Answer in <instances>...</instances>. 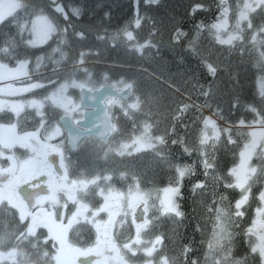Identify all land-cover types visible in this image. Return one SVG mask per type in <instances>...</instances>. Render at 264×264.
<instances>
[{"label": "snow or ice", "instance_id": "1", "mask_svg": "<svg viewBox=\"0 0 264 264\" xmlns=\"http://www.w3.org/2000/svg\"><path fill=\"white\" fill-rule=\"evenodd\" d=\"M145 2L158 4L160 0ZM50 7L64 19L65 27H58L42 6L29 4L27 0H0V26L14 27L20 40L33 49L49 45L54 38L56 43L50 53L35 58L32 70L29 68L30 59H17L15 50L19 45L15 37L9 36L4 46L0 47V54L15 60L14 65L0 60V84L4 85L0 86V97H23L0 99V114H11L16 118L14 122H0V264H178L177 258L157 257L163 242L162 235H156L154 240L142 238L152 219L170 216L183 220L185 216L177 201L183 199V181L195 174L196 163L173 162L169 145H179L183 154L188 156L195 153L205 177L212 181V204L207 206V210L214 220L202 264H249L247 255L242 258L233 255V240L237 233L232 229L245 215L242 209L249 202L252 186L257 183L264 185V76L259 78L258 103L254 101L243 105L254 115V119L247 125L243 118L238 121L240 127L247 126L252 130L245 133L237 128L236 134L243 144L238 163L228 169L230 180L215 171L210 172L214 168V153L222 134H227L228 143H237L232 137L231 127L221 128L217 123L218 118L227 124L228 117L219 104L214 111L216 118L195 114L205 107H212L209 101L216 96L215 82L205 87L196 81L194 89L197 96L206 99L200 104L186 102L179 100L177 94L187 95L191 101V92L185 94L179 85L171 79H164L157 71L136 66L146 79L158 81L171 90V102L176 104L172 124L162 134H153V125L145 120L138 134H133L128 140L120 139L113 147L110 141L115 142L118 136H122V129L117 123L119 117L114 109L129 120L133 113L141 111L142 100L135 93L136 81L121 78L110 82L106 72L101 79L94 78L93 73L83 67L87 55L84 52L79 54L77 61H72V72L62 73L63 64L69 60V54L62 47L69 43L68 29L71 28L74 37L81 40L85 37L69 17L70 12L72 17L80 19L82 8L70 5L66 10L58 0H51ZM133 7L134 19L111 35L113 46L119 41L130 53H138L141 58L145 57L147 50L149 59L153 58L152 50L155 49V56L158 57L165 42L162 38L158 43L154 40L160 35L155 21L147 13L141 16L140 0H134ZM219 9L217 21L208 26L216 42L228 46L230 50L239 47L243 53L246 29L251 30L252 50L257 52L255 66L264 71V38L260 37L264 33V0H237L232 25L229 23L232 9L228 0H219ZM205 10V5L195 4L191 6L190 15ZM252 14L258 17V24L253 23ZM104 18L110 19V13L105 12ZM145 21L151 23V30L148 38L140 42L130 29L133 25L135 29H140ZM203 28V22L196 25L197 33L188 40L185 51L200 56L208 74L215 77L217 66L206 62V55L211 53L205 54L196 47L199 31ZM26 32L30 37L28 39H25ZM187 35L177 25L172 42L166 46L174 50L181 38ZM97 38L105 39L103 36ZM237 42L241 43L237 45ZM46 62L53 66L51 75L33 81L32 72L39 73ZM179 62H183V57ZM77 73H83V77H78ZM73 90H78V98L72 94ZM26 94L32 96L29 98ZM161 98L162 94L153 96L149 93L148 102L159 105ZM238 103L239 97H235L233 107ZM29 109L40 117L38 126L32 131L21 130V116ZM192 110H195L193 119L201 121L203 127L199 131L198 142L189 147L183 137L177 136L176 125L179 123L187 128L183 120ZM148 114H151V109ZM29 118L28 114L23 117L25 121ZM85 141L96 142L94 148L103 152L101 159L105 162L112 153L119 158H135V154L150 151L157 164L174 168L175 175L162 189L144 190L139 177L132 174L126 191L114 187L111 172L97 173L92 177L82 172L79 177L71 178L73 161L65 153L75 152ZM18 149L23 152L18 153ZM254 158L258 162L255 165ZM118 179L128 181L129 174L120 172ZM222 179L224 189L240 192V197L235 200L234 213L223 206L222 202L228 199L226 193L219 194L217 200V189ZM208 187L205 181H197L190 190L195 195L198 189L206 192ZM97 196L102 202L91 205L89 201ZM258 200L255 218L247 227L245 236L254 264L257 260L258 264H264V187L259 191ZM150 210H154L153 217L148 216ZM138 211L142 218L138 216ZM87 225L94 229V242L78 246L69 234L74 231L76 236H80ZM126 225L134 227V237L123 230ZM192 251L191 246L184 247L183 264H201L198 258L187 259Z\"/></svg>", "mask_w": 264, "mask_h": 264}, {"label": "trees", "instance_id": "2", "mask_svg": "<svg viewBox=\"0 0 264 264\" xmlns=\"http://www.w3.org/2000/svg\"><path fill=\"white\" fill-rule=\"evenodd\" d=\"M27 2L35 4L37 7H43L44 5V0H27ZM133 4L134 0H65L66 6L71 5L82 8L83 24L80 31L84 32L86 38L88 36L94 37V41H80V45L90 54L91 71L95 77H101L106 72L112 82L123 78L130 81L135 80L137 84L135 93L142 100V113H140L141 115L136 112L133 113L132 119L129 120L118 109H114L119 117L117 123L119 128L122 129V136H118L115 142L110 141L113 147L118 144L120 139L128 140L133 134H138L142 129V122L145 120L153 125V134H162L165 128L170 127L172 124V113L175 111L176 104L171 102V90L166 85L161 86L158 81L146 79L144 73L137 71L136 66L139 65L157 71L164 79H171L174 84L182 88L185 94L191 92V101L183 97L188 98L187 95L177 94L179 100L186 102L200 104L204 103L206 99L203 96H197V90L194 89L196 81H199L205 87L215 82L216 96L209 101L213 107H205L200 113H195V110L187 113L183 120V123L188 125L187 128L181 127L179 123L176 125L177 136L183 137L189 147L198 142L199 131L203 127L201 121L193 119L194 113L205 117L204 111L214 112L216 105L222 103L221 110L228 117L227 123L238 125L240 118L250 120V116L246 118V114L250 112H245L243 105L254 102V98L258 99V81L260 77L264 76V71L255 66L257 52L252 50L251 41H246L245 49L241 53L239 47L230 50L226 45H219L214 35L209 32L208 26L216 22L219 16V0H160L158 4L153 5L147 4L145 0H140L141 16L147 13L148 16L153 18L159 30L160 35L154 37V40L158 43L162 38L165 42V46H162L158 57L155 56V50H152L153 58L151 59L148 58V51L145 52V57L139 58L137 53H130L119 41L113 46L110 39V35L117 29L126 26L128 20L134 18ZM195 4H203L207 10L197 11L194 15H190L191 6ZM105 12L110 13V19L104 18ZM201 22L204 23L205 28L199 31L196 47L205 54L211 53L206 56H211L212 63L217 64L215 77L208 74L200 56L185 51L188 40L197 33L196 25ZM253 23H259L256 14H253ZM177 25L188 35L182 37L181 42L172 50L166 45L172 42L174 29ZM150 30L151 23L148 21L143 22L142 27L136 31L137 40L145 41ZM261 35L264 38V33ZM9 36L15 37L19 45L15 50L17 59L28 58L31 60L30 70L34 69L35 58L38 55H47L51 51V45L36 49L28 47L16 35V29L10 25L0 26V47L4 46ZM98 36H103L105 39H98ZM248 37L250 39V36ZM28 38L30 37L26 32L25 39ZM240 43L237 42V45ZM80 45H76L75 48H80ZM209 45L219 46V48L212 51L208 47ZM73 51L77 53L76 49H73ZM181 57H183L182 63L179 62ZM0 59L10 65L15 63V60L6 58L3 54H0ZM206 62L209 61L206 60ZM128 65L132 67H128ZM52 67L50 62H46L39 73L33 71L32 75L51 71ZM149 93L153 96H161L162 94L159 105L148 102ZM235 97H239L236 109L232 105ZM149 109H151V114H148ZM220 121L221 119L217 118V123ZM222 121L226 123L225 120ZM170 139L171 137H169ZM225 139L226 135H222V142L220 141L222 144L215 151L214 168L210 172L215 171L224 179L230 180L231 178L227 176V172L234 164L238 163L240 149L238 142L230 144ZM95 143V141L85 142L79 151L72 156L73 167L70 171L74 177H79L82 172L89 176L95 170H100L105 174L111 172L114 176L112 181L114 187L126 191L128 183L131 182L132 174L139 177L141 187L148 190L162 189L168 184L170 177L175 175L174 168L157 164L150 151L135 154V158H119L112 153L109 155L108 161L105 162L101 159L103 152L95 150ZM168 151L173 162L180 164L196 163V171L194 175L186 177L183 181V199L177 201L180 204L181 211L185 213L183 220L164 217L154 224L157 233L162 235L163 238L161 255H166L170 260L177 258L178 264H183V249L185 246H191L193 251L188 254L187 259L191 261L198 258L202 264L204 253L207 251V242L211 238V227L214 220L212 213L207 210V206L212 204V181L210 178L205 177L204 170L198 162L199 158L195 153L192 156L185 155L179 145H169ZM120 172H127L129 180H119L118 174ZM197 181H205L209 187L206 192H201L198 189L194 195L190 189L193 183ZM223 182L222 179L217 189V200L219 194L226 193L228 199L222 203L225 208L232 212L235 200L240 197V192L239 190L224 189ZM98 203L99 201H95V205ZM244 226L245 221L240 220L232 229L237 233L233 240V255L236 258L247 255L249 264H254ZM86 231L90 232L92 238L94 235L93 230L88 227ZM256 264H258V260Z\"/></svg>", "mask_w": 264, "mask_h": 264}, {"label": "flooded vegetation", "instance_id": "3", "mask_svg": "<svg viewBox=\"0 0 264 264\" xmlns=\"http://www.w3.org/2000/svg\"><path fill=\"white\" fill-rule=\"evenodd\" d=\"M58 2L62 5H64L66 7V10L68 8V6L65 5V0H58ZM50 4H51V0H44V5H43V8H44V11L46 14H48L50 16L51 19H53L54 23L55 21L57 22V24L60 26V28H63L66 26V22L64 21V19L62 17H59L57 14H55L51 7H50ZM149 5H153V4H149ZM69 17L71 19V21L73 23L76 24L77 26V30L80 31L82 28H81V25L83 24V21H82V16L80 17V19H76L75 17H72L71 16V13L69 12ZM134 19V18H133ZM128 20V22L126 23L127 25L133 20ZM58 26V27H59ZM135 34L136 36V31H138L139 29H135L134 25L131 27V29ZM68 40H69V43L65 46H62L64 48V50L71 54L73 52V49H76L77 53L80 54L82 51H85L86 52V49H84L82 47V45H80V41L83 42V41H94L92 36H88L87 38L84 37L83 40L77 38V37H74L72 35V30L71 28L68 29ZM92 37V38H91ZM53 41H55V38L53 39ZM53 41H50L49 42V45H51V47H55L56 46V43L54 42L53 44ZM140 41V40H139ZM144 42V41H142ZM76 45H80V48H75ZM47 45H45L44 47H46ZM73 47V48H72ZM80 50V51H78ZM155 50V49H153ZM147 50H145L146 52ZM138 57H140V55L137 53ZM87 56H90V54L87 53ZM212 58L211 56H208V58L206 57V60L209 61L208 63H212L213 61L210 59ZM1 60V59H0ZM213 64V63H212ZM214 66H217V64H213ZM70 67V66H69ZM69 67L67 69H69ZM52 71H46L44 73H40L39 75H35V76H32V79L33 78H39L41 79L42 77H46L48 75H51ZM95 76V75H94ZM33 81H36L33 79ZM0 86H4L3 84H0ZM29 98L32 96V94H26ZM79 95V92H77V97ZM23 97H0V99H5V100H13V99H21ZM137 114H140L142 113V109L141 111L139 112H136ZM141 115V114H140ZM12 118H15V117H11V114H9V116H3L2 114H0V122H3V123H10V122H13ZM28 123H31L30 121H28ZM36 125L38 126V122L36 123ZM36 126V127H37ZM35 127V128H36ZM29 128V127H28ZM35 128H33V130H35ZM22 130V129H21ZM23 130H28V131H32L31 128L29 129H26L24 128ZM87 142V141H85ZM85 142H82V144L80 145V147L85 143ZM80 147L78 148V151L80 149ZM18 152H23L22 149H18L17 150ZM77 151V152H78ZM76 152V153H77ZM76 153H71V152H67L66 151V156H68L71 160H72V156L75 155ZM256 163H258L255 158L253 160V164L255 165ZM71 178H76L74 177L72 174H71ZM262 187H264V185H261L259 183L257 184H254L252 186V189H251V194H250V198H249V202L247 205L244 206V208L242 209L244 212H245V215L243 217L242 220L245 221V226H244V232L246 231L247 227L251 226V222L252 220L255 218V208L257 206H259V200H258V194H259V191L262 189ZM95 201H99V202H102V199L98 196V197H95L94 199H91L89 202L91 205H94L95 204ZM69 208L71 209L72 208V205L69 204ZM235 209H234V206H233V213H234ZM104 215V214H103ZM154 215V211L153 210H150V212L148 213V216L149 217H153ZM138 216H141L142 218V214L138 211ZM165 218H168V217H165ZM159 219H152L150 221V224L147 228V230L145 232L142 233V235H144V237H147L148 236V233L151 232L150 234V240H154L156 235L158 234H154L155 232H157L156 228H155V222H157ZM139 222V221H138ZM90 227L91 228V225H87L85 227H83V230H81V233H80V236H76L74 234V231L73 232H70V239L72 240V242L76 243L78 246L80 245H90L92 242H94V235L92 236L91 238V235H90V232L89 231H86L87 228ZM86 229V230H85ZM93 230V234H94V229ZM148 232V233H147ZM126 233H130L133 237H134V233L132 232H129L128 230H126ZM154 235V236H153ZM253 240L255 239L254 237L252 238ZM162 245H163V242H162ZM162 245L159 246L158 248V253L156 254L157 256L161 255V250H162Z\"/></svg>", "mask_w": 264, "mask_h": 264}, {"label": "rangeland", "instance_id": "4", "mask_svg": "<svg viewBox=\"0 0 264 264\" xmlns=\"http://www.w3.org/2000/svg\"><path fill=\"white\" fill-rule=\"evenodd\" d=\"M241 2H242V0H241ZM236 4H237V0H228V5L230 6V8L232 9V11L230 12V15H229V23H230V25H232V24H234V22H235V7H236ZM253 15V14H252ZM55 23L57 24V22L55 21ZM58 25V24H57ZM59 26V25H58ZM60 27V26H59ZM250 33H251V30H247L246 29V33H245V35H246V41H251V35H250ZM135 34V33H134ZM109 36V35H108ZM111 36V35H110ZM247 36H250V39H249V37L247 38ZM261 38H263V36L261 35L260 36ZM140 42H142V41H140ZM220 45V44H219ZM249 45V44H248ZM208 47H210V50H212V51H216L215 49H218L219 48V46H208ZM203 48H205V47H203ZM251 48H252V46H251ZM80 51V50H79ZM82 52H84V53H88L89 54V52H85V51H82ZM73 53V54H72ZM71 54H70V56H69V60H68V65H66V66H62V68H61V71H62V73H64V74H67V73H70V72H72V70H73V67H72V61H77L78 59H79V52L78 53H76L75 51H73ZM207 58H208V56H206ZM213 58H216V57H213ZM211 60H212V58H211ZM213 61V60H212ZM91 65H92V62L91 61H89V56H85V63H84V65H83V67H86V68H88L89 69V71H91ZM70 66V67H69ZM69 67V69H67ZM92 72V71H91ZM93 73V72H92ZM37 75V74H36ZM110 75V74H109ZM32 76H35V75H32ZM77 76L78 77H83V73H77ZM93 76H94V74H93ZM61 78H63V77H61ZM94 78H96V79H101L102 78V76L101 77H95L94 76ZM109 78H110V76H109ZM34 80H39V78H33ZM110 80V82H112L111 81V78L109 79ZM125 80H128V81H130L129 79H125ZM118 81V80H117ZM116 82V81H115ZM258 85H259V81H258ZM77 92H78V90H73L72 91V94L75 96V97H77ZM136 95H137V93H136ZM78 98V97H77ZM133 99H134V97H133ZM221 101V100H220ZM254 101L255 102H257L258 103V99L256 100V98H254ZM219 106H220V108L221 107H223V105H222V103H220L219 104ZM213 107V106H212ZM237 108V106H235V109ZM45 111H46V113H47V111H48V109L46 108L45 109ZM209 112V111H208ZM245 112H247V110H245ZM209 113H211V115H212V117L213 118H215L214 117V112H209ZM25 114H28L29 115V119H27L26 121L23 119V117L25 116ZM25 114H22V116H21V123H20V129H24V128H26V129H29V128H31V130H33V128H35L37 125H36V123L40 120V117H38V116H35V114H34V111L33 110H26V113ZM250 116V120H245L246 121V125L247 124H249L253 119H254V115L250 112V113H248V114H246V118H248ZM205 117H208V115H207V113H205ZM15 119L16 118H12V120H13V122L15 121ZM28 121H30L31 123H28ZM218 125L221 127V128H223V127H225V126H230L231 127V130H232V137H233V139L234 140H236L237 142H238V145H239V149H241L242 148V144H243V140L241 139V137L240 136H238L237 134H236V132H237V128L239 127V130L240 131H242V132H247V131H250V130H252V129H250V128H248L247 126H244V127H240L239 125H234V123H224L222 120L218 123ZM29 127V128H28ZM222 135H226V141H227V134H222ZM222 142V141H221ZM219 143L218 145H217V148L222 144V143ZM210 151V153H211V149L209 150ZM240 151V150H239ZM19 153V152H18ZM214 156H215V153H214ZM97 173H99V174H101V175H103V174H105L104 172H101L100 170H95V171H93L92 173H90L89 174V176L88 177H92V176H94V175H96ZM169 185V182H168V184L166 185V186H168ZM165 186V187H166ZM142 189H144V188H142ZM144 190H148V189H144ZM161 195H162V193H161ZM98 197V196H97ZM157 204H158V201H157ZM95 205V204H94ZM154 211V210H153ZM101 215H103V214H101ZM164 217H168L169 219H174V218H172V217H170V216H160L158 219H162V218H164ZM129 223H130V220H129ZM212 228V227H211ZM125 232H126V230H128L129 232H132V233H134L135 232V229H134V227H132V228H128V226L126 225L125 226V228L123 229ZM148 233V232H147ZM150 234H151V232L150 233H148V236L147 237H144V235H142V238L143 239H145L146 241L147 240H150ZM154 236V235H153ZM130 255V254H129ZM140 256H141V258H142V253L140 254ZM158 257V256H157Z\"/></svg>", "mask_w": 264, "mask_h": 264}, {"label": "bare ground", "instance_id": "5", "mask_svg": "<svg viewBox=\"0 0 264 264\" xmlns=\"http://www.w3.org/2000/svg\"><path fill=\"white\" fill-rule=\"evenodd\" d=\"M39 75V74H37ZM182 96V95H181ZM186 100H188L187 97L183 96ZM189 101V100H188ZM209 112H212V111H209ZM208 111H204V114L207 113L208 117H212L211 113H209ZM215 117V116H214ZM216 118V117H215ZM82 144V143H81ZM154 234H158L157 232H155ZM159 235V234H158Z\"/></svg>", "mask_w": 264, "mask_h": 264}, {"label": "water", "instance_id": "6", "mask_svg": "<svg viewBox=\"0 0 264 264\" xmlns=\"http://www.w3.org/2000/svg\"><path fill=\"white\" fill-rule=\"evenodd\" d=\"M155 4V3H154ZM82 143V142H81ZM78 150V149H77ZM77 150L75 152H77ZM75 152H71V153H75Z\"/></svg>", "mask_w": 264, "mask_h": 264}]
</instances>
